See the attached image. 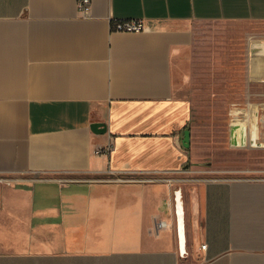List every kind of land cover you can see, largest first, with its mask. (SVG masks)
<instances>
[{"label": "crops", "instance_id": "1", "mask_svg": "<svg viewBox=\"0 0 264 264\" xmlns=\"http://www.w3.org/2000/svg\"><path fill=\"white\" fill-rule=\"evenodd\" d=\"M217 20L264 23V0H0V264H264V173L175 84Z\"/></svg>", "mask_w": 264, "mask_h": 264}, {"label": "rangeland", "instance_id": "2", "mask_svg": "<svg viewBox=\"0 0 264 264\" xmlns=\"http://www.w3.org/2000/svg\"><path fill=\"white\" fill-rule=\"evenodd\" d=\"M198 43L193 60H183L175 73L176 89L188 96L193 104V125L199 135L226 134L228 125L241 108V118L251 128L253 119L244 120L246 111L259 110V137L261 145L235 146L224 138L230 151L224 157L240 163L250 175L264 173V94L243 95V83L253 76L248 60H264V54H252L256 42H264V23L256 21H203L198 23ZM176 63L181 64L180 60ZM258 90L264 91V86Z\"/></svg>", "mask_w": 264, "mask_h": 264}, {"label": "water", "instance_id": "3", "mask_svg": "<svg viewBox=\"0 0 264 264\" xmlns=\"http://www.w3.org/2000/svg\"><path fill=\"white\" fill-rule=\"evenodd\" d=\"M252 54L262 55L264 54V42H256L251 48ZM242 114L234 118L229 125V141L230 144L235 146H246L249 144L261 145L262 142L258 140L259 137V110L255 111V117L251 123V128L241 118ZM102 127L100 131H104L105 124L103 122H93L92 128ZM250 128V129H249ZM183 143L185 146L190 145V128L184 129ZM180 209V207H179ZM183 215L184 212L181 206V212L179 211L181 229L183 230Z\"/></svg>", "mask_w": 264, "mask_h": 264}, {"label": "built area", "instance_id": "4", "mask_svg": "<svg viewBox=\"0 0 264 264\" xmlns=\"http://www.w3.org/2000/svg\"><path fill=\"white\" fill-rule=\"evenodd\" d=\"M77 4H78V9L79 12L83 15H88L91 12V8H92V0H77ZM115 27L117 29H121V30H126V31H141L144 29L145 27V23L143 21V19H124V20H120L115 24ZM239 112L236 113H241L242 110L241 108L238 107ZM233 121V120H232ZM108 147L104 148V147H98L95 149V152H103L105 150H107ZM0 179H4V178H0ZM168 180L170 181L171 179L168 178ZM167 225V222L163 219H159L156 221V227L157 228H162L164 226ZM203 247H206V244H202Z\"/></svg>", "mask_w": 264, "mask_h": 264}]
</instances>
